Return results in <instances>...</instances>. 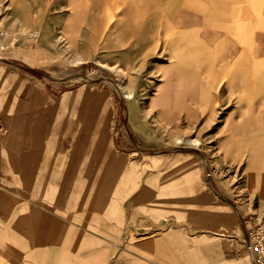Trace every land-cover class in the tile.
Here are the masks:
<instances>
[{"label": "crops", "instance_id": "crops-1", "mask_svg": "<svg viewBox=\"0 0 264 264\" xmlns=\"http://www.w3.org/2000/svg\"><path fill=\"white\" fill-rule=\"evenodd\" d=\"M163 13L165 60L149 98L180 101L189 172L194 156H223L237 180L210 194L186 173L180 194L189 197L172 199L185 208L176 224L130 236L159 222L146 219V173H108L124 182L99 188L91 155L82 171L99 147L96 105L90 99V114L67 123L68 94L43 91L0 58V264H252L241 218L264 216V0H165ZM44 180L53 196L49 185L33 189Z\"/></svg>", "mask_w": 264, "mask_h": 264}, {"label": "rangeland", "instance_id": "rangeland-1", "mask_svg": "<svg viewBox=\"0 0 264 264\" xmlns=\"http://www.w3.org/2000/svg\"><path fill=\"white\" fill-rule=\"evenodd\" d=\"M124 1L0 0V29L10 34L0 41V58L25 67L43 91L68 94L67 123L90 114L91 99V106L97 108L99 147L95 153L87 152L82 171H89L91 155L92 167L97 163L99 188L124 182L108 179V173L114 177L126 170L146 173V219L159 222L135 226L128 234L154 235L165 230L171 219L176 224L183 214L185 208L172 204V199L177 197L182 205L180 199L189 197L180 194L185 193V178L190 175L186 173L194 171L210 194H217L218 187L233 185L238 171L223 156L211 157V163L209 158L194 156L192 171L186 169L185 157L191 149L186 147L185 117L177 114L180 101L154 100L148 93L165 60V0ZM30 32L34 36L29 37ZM139 81L146 83L141 99L137 98ZM73 132L67 142L73 140ZM80 150L84 157V148ZM14 182L25 189L26 180ZM52 182L33 181V189L42 193L41 188L49 185L51 192L45 195L53 196ZM197 203L194 196L193 204ZM212 211L210 218H216Z\"/></svg>", "mask_w": 264, "mask_h": 264}, {"label": "built area", "instance_id": "built-area-1", "mask_svg": "<svg viewBox=\"0 0 264 264\" xmlns=\"http://www.w3.org/2000/svg\"><path fill=\"white\" fill-rule=\"evenodd\" d=\"M9 33L0 29V41L9 37ZM34 36L33 32L29 37ZM245 233V245L252 264H264V216L241 218Z\"/></svg>", "mask_w": 264, "mask_h": 264}, {"label": "bare ground", "instance_id": "bare-ground-1", "mask_svg": "<svg viewBox=\"0 0 264 264\" xmlns=\"http://www.w3.org/2000/svg\"><path fill=\"white\" fill-rule=\"evenodd\" d=\"M231 6V5H230ZM173 17V16H172ZM167 18V17H166ZM168 19V18H167ZM232 21V20H231ZM166 26H168V25H166ZM173 29V28H172ZM175 33V32H174ZM0 49H2V47H0ZM259 129V128H258Z\"/></svg>", "mask_w": 264, "mask_h": 264}]
</instances>
